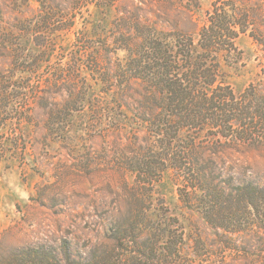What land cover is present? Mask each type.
Instances as JSON below:
<instances>
[{
    "label": "trees",
    "instance_id": "obj_1",
    "mask_svg": "<svg viewBox=\"0 0 264 264\" xmlns=\"http://www.w3.org/2000/svg\"><path fill=\"white\" fill-rule=\"evenodd\" d=\"M36 1L41 5L36 30L21 25L19 31L27 35L41 32L55 39L74 30L75 16L60 17L57 7ZM66 2L81 18L91 5L114 8L115 16L99 41L85 42L77 33L64 56L65 69L54 71L46 79L45 94L37 96L66 91L71 99L67 103L78 101V95L88 92L89 85L78 84L84 72L85 79L92 78L110 95L108 106L114 108L115 127L123 125L143 133L138 150L121 164L133 176V183L127 185L133 208L118 224L116 248L87 263L74 259L66 249L59 254L44 246L7 250L2 244L10 231L7 228L0 233V264H118L124 260L122 253H115L120 248L130 256L128 264H189L185 260L187 233L180 218L167 206L158 209L157 219L148 216L156 209L155 186L169 168L179 181L181 207L197 211L216 230L221 248L241 252L231 238L255 234L264 245V187L234 184L232 177H223L217 161L241 146L264 148V82H251L236 92L222 71L223 65L241 61L237 40L242 35L253 41L264 62V0H214L196 33L182 29L193 26L194 0ZM38 35L34 44L43 54L48 42ZM48 50L56 57L55 49ZM95 50L103 57L85 61ZM119 52L123 58L117 56ZM17 70L26 72L12 67L0 75L3 98L21 92L12 81ZM53 83L63 91H52ZM65 105L42 107L49 116H58L73 110ZM122 242L133 248H124ZM191 251L200 254L194 245Z\"/></svg>",
    "mask_w": 264,
    "mask_h": 264
},
{
    "label": "rangeland",
    "instance_id": "obj_2",
    "mask_svg": "<svg viewBox=\"0 0 264 264\" xmlns=\"http://www.w3.org/2000/svg\"><path fill=\"white\" fill-rule=\"evenodd\" d=\"M43 1L57 7L60 17L75 16L74 30L55 39L41 32L22 33L21 25L36 30L35 17L41 5L36 0H0V75L12 67L26 71L14 73L12 81L22 90L7 98L1 95L0 78V233L10 229L2 239L7 250L44 246L59 254L66 249L74 259L87 263L116 248L118 224L133 208L132 192L127 186L133 183V176L121 164L123 158L138 150L143 133L123 125L115 127V111L111 104L108 106L110 95L103 93L92 78L85 79L84 72L78 84L89 85L88 92L78 95V101L67 103L71 99L66 91L39 97L45 94L46 79L54 71L65 69L64 56L72 49L77 33L85 42L99 41L115 16L114 8L91 5L81 18L79 12L70 11L66 0ZM194 1L197 7L192 13L193 26L182 29L196 33L214 0ZM37 35L48 42L43 54V49L34 44ZM237 46L242 52L241 61L223 65L222 71L226 82L240 92L251 82H264V62L247 35L240 36ZM48 47L56 50L57 58ZM102 54L95 50L84 60H100ZM117 56L123 58L124 53ZM55 85L52 91L62 90ZM45 104L51 109L68 104L73 110L49 116L42 107ZM2 105L8 108L4 110ZM217 161L223 177H232L234 184L264 187V148L241 146L222 154ZM178 185L174 171L165 170L155 186L156 209L148 216L157 219L158 209L167 206L180 218L188 239L187 263L264 264V245L256 234L231 238L241 252L221 248L216 230L197 211L181 207ZM197 241L200 244L196 246ZM122 244L126 249L133 248ZM193 245L195 251L200 250L198 256L191 251ZM115 253L123 254L124 260L118 264H128L130 256L121 248Z\"/></svg>",
    "mask_w": 264,
    "mask_h": 264
}]
</instances>
